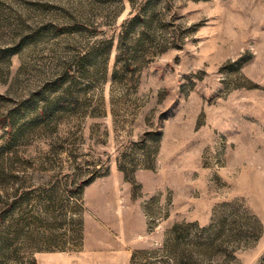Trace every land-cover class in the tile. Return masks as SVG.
<instances>
[{
    "label": "rangeland",
    "instance_id": "1",
    "mask_svg": "<svg viewBox=\"0 0 264 264\" xmlns=\"http://www.w3.org/2000/svg\"><path fill=\"white\" fill-rule=\"evenodd\" d=\"M0 264H264V0H0Z\"/></svg>",
    "mask_w": 264,
    "mask_h": 264
}]
</instances>
